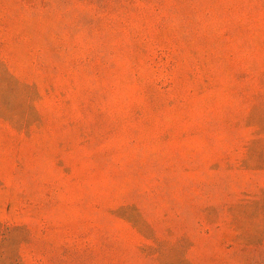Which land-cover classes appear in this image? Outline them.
Masks as SVG:
<instances>
[{"label":"rangeland","instance_id":"374dc122","mask_svg":"<svg viewBox=\"0 0 264 264\" xmlns=\"http://www.w3.org/2000/svg\"><path fill=\"white\" fill-rule=\"evenodd\" d=\"M0 264H264V0H0Z\"/></svg>","mask_w":264,"mask_h":264}]
</instances>
